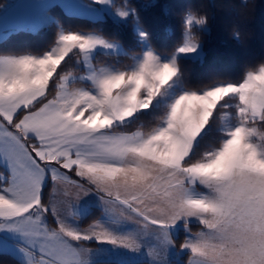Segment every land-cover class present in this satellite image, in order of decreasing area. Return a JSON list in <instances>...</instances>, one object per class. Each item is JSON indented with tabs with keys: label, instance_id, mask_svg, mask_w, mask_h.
Wrapping results in <instances>:
<instances>
[{
	"label": "snow or ice",
	"instance_id": "6c2138e0",
	"mask_svg": "<svg viewBox=\"0 0 264 264\" xmlns=\"http://www.w3.org/2000/svg\"><path fill=\"white\" fill-rule=\"evenodd\" d=\"M12 7L0 4V264H264V61L189 79L182 63L206 65L210 33L192 6L171 5L166 54L142 13L156 3ZM45 31L41 51L12 43Z\"/></svg>",
	"mask_w": 264,
	"mask_h": 264
},
{
	"label": "trees",
	"instance_id": "16d2710c",
	"mask_svg": "<svg viewBox=\"0 0 264 264\" xmlns=\"http://www.w3.org/2000/svg\"><path fill=\"white\" fill-rule=\"evenodd\" d=\"M5 0H0L2 4ZM117 3L120 0H116ZM133 4H159V7L143 8L142 13L146 19L152 21L158 18L157 38L153 46L162 53H167L178 42L179 39V15L181 7L171 5L192 6L201 12H207L210 18V33L202 36L204 50L206 53V65H193L190 62H183L182 67L187 77L197 80L207 66H212L217 71L226 75L237 77L249 66H255L264 61V0H248V6L237 7L240 0H132ZM66 27L74 30H89L91 25L88 21L78 18L63 16L58 11ZM233 30L239 31V42L233 38ZM109 37L116 35L111 29L105 30ZM51 31L42 32L39 36L22 37L13 41L17 47H27L32 51H41L47 47L51 39ZM125 49L129 53L138 51V48L131 43H125ZM100 63H112L111 58L98 56ZM121 64L128 63L125 57L120 58ZM47 195V193H46ZM98 213H94L83 220L88 223ZM195 231V225L193 226ZM183 233L181 232V239ZM9 261L10 258L5 257Z\"/></svg>",
	"mask_w": 264,
	"mask_h": 264
},
{
	"label": "crops",
	"instance_id": "0c3cea01",
	"mask_svg": "<svg viewBox=\"0 0 264 264\" xmlns=\"http://www.w3.org/2000/svg\"><path fill=\"white\" fill-rule=\"evenodd\" d=\"M71 1V0H69ZM35 2V0H6V3L15 4L13 10L21 9L23 13H26L28 10L24 8L25 5ZM87 223L81 224V226H86Z\"/></svg>",
	"mask_w": 264,
	"mask_h": 264
},
{
	"label": "rangeland",
	"instance_id": "374dc122",
	"mask_svg": "<svg viewBox=\"0 0 264 264\" xmlns=\"http://www.w3.org/2000/svg\"><path fill=\"white\" fill-rule=\"evenodd\" d=\"M67 2H68L69 4H72V3L75 2V0H71V1L67 0ZM85 2H86V0H85ZM4 3H6V0H5L2 4H4ZM11 5H12L13 7L15 6V4H13V3H12ZM13 7L10 9V14H11V13H15V12H17L18 14H21V15L25 14V13L22 12L21 9H17L16 11H14V10H13Z\"/></svg>",
	"mask_w": 264,
	"mask_h": 264
}]
</instances>
